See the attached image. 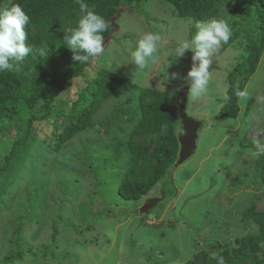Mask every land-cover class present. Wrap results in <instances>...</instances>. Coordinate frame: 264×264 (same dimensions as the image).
I'll return each instance as SVG.
<instances>
[{
	"label": "rangeland",
	"instance_id": "1",
	"mask_svg": "<svg viewBox=\"0 0 264 264\" xmlns=\"http://www.w3.org/2000/svg\"><path fill=\"white\" fill-rule=\"evenodd\" d=\"M236 2L226 3L215 19L230 29L237 19L238 37L213 53L210 81L200 97L189 94L188 81L171 79L172 73L184 77L190 70V50L175 56L178 45L190 41V24L174 16L164 0H148L139 12L127 9L116 15L117 25L104 43V53L92 59L58 97L59 105H68L100 67L128 80V87L102 104L86 130L55 154L53 138H45L50 126L44 123L36 124L35 136L21 141V146L4 137L0 140V163L6 154L14 162L0 175V264L12 253L17 235L23 257L10 264H183L205 241L223 243L256 232L254 224L240 219L251 203L264 211V186L256 184L251 159L261 152L256 144L240 148L239 142L259 139L264 144V52L244 87L246 97L239 98L238 115L220 114L226 71L232 67L226 63L239 52L246 54L256 35L257 12L244 8L245 22L233 10ZM146 32L159 37L158 52L139 68L131 52ZM147 87L168 93L176 135L183 132L178 108L185 101L187 115L201 125L194 154L170 168L146 196L125 201L117 195V187L130 161L126 140L139 118L138 95ZM250 99L253 103L245 112ZM46 145L52 152H46ZM149 201L151 207L141 213ZM57 217L61 220L52 244ZM41 248H47L44 256L34 257Z\"/></svg>",
	"mask_w": 264,
	"mask_h": 264
},
{
	"label": "trees",
	"instance_id": "2",
	"mask_svg": "<svg viewBox=\"0 0 264 264\" xmlns=\"http://www.w3.org/2000/svg\"><path fill=\"white\" fill-rule=\"evenodd\" d=\"M147 1L86 0V3L109 24V28L103 33L105 43L115 31L116 15L127 9L136 8L139 12ZM231 1L233 0H164L171 7L174 16L186 19L190 24V40L197 31L198 23L215 19L222 12L223 6ZM14 4H19L30 16V24L25 26L26 44L32 46L34 52L36 49H46L47 56L30 55L16 64L12 71L0 72V140L4 137L14 146H21V141L25 142L29 136H35V125L44 123L50 126L45 138L49 141L53 138L52 149L55 154L66 142L90 126L102 104L126 89L128 80L100 67L93 77L86 79L84 86L74 94L68 105H59L57 100L60 94L91 63V60L88 63L74 61L73 53L63 39L64 29L75 26L80 17L79 5L76 0H0V8ZM244 8H253L257 12V28L256 35L251 37V43L247 45L246 54L239 52L238 57L229 58L226 63L232 64V67L226 71L227 90L222 98L220 114L229 118H235L240 112V97L237 93L243 92L264 52V0H237L233 6V10L241 15ZM242 16L246 22L248 15ZM236 20L231 24L229 43L238 37ZM137 100L139 118L126 140L130 161L117 187V195L125 201H138L146 196L167 175L169 169L176 166L179 151V134L176 135L171 124L168 93L147 87L140 91ZM130 101L128 98L126 103ZM252 103L253 100L250 99L244 108L245 112ZM50 146L46 145L48 153L52 152ZM254 146L253 140L243 139L239 142L240 148ZM4 158L5 161L0 163V175L11 169L14 163L10 154H6ZM251 159L256 170V184L264 186V153H258ZM15 160L20 159L17 157ZM57 219L52 225V244L57 235L56 225L61 217ZM240 222L254 224L256 232L235 236L223 243L216 239L205 241L204 246L183 264H217L216 260L211 259L212 253L223 256L225 264H264V211H258L255 204L251 203L242 211ZM19 231L20 224L16 226V233L19 234ZM22 250L24 247L17 235L12 253L4 255L2 261L10 264L15 260H22ZM45 250L47 248L38 249L33 256H44Z\"/></svg>",
	"mask_w": 264,
	"mask_h": 264
},
{
	"label": "clouds",
	"instance_id": "3",
	"mask_svg": "<svg viewBox=\"0 0 264 264\" xmlns=\"http://www.w3.org/2000/svg\"><path fill=\"white\" fill-rule=\"evenodd\" d=\"M76 3L79 5L80 17L75 26L64 29L63 39L72 51L74 61L88 63L104 53L103 33L107 31L109 24L103 16L89 8L86 0H76ZM29 24L30 16L19 4L0 8V72L12 71L16 64L30 55L47 56L46 49H36L34 52L33 47L26 44L25 26ZM196 28L194 37L190 41L180 43L175 49L176 58L183 57L186 51L192 52L190 70L184 77H180L178 73L171 75L173 80L180 78L189 82L188 91L193 98L205 93L210 81L211 57L222 44L228 43L232 35L228 24L217 19L198 23ZM158 40L159 37L152 32L142 35L137 47L131 52L136 67L144 68L150 59H155ZM237 95L241 98L246 97L245 92H238ZM254 143L257 149L264 153V144L259 139ZM211 259L216 260L217 264H225L224 257L218 253H212Z\"/></svg>",
	"mask_w": 264,
	"mask_h": 264
},
{
	"label": "water",
	"instance_id": "4",
	"mask_svg": "<svg viewBox=\"0 0 264 264\" xmlns=\"http://www.w3.org/2000/svg\"><path fill=\"white\" fill-rule=\"evenodd\" d=\"M186 101L180 104L178 108V116L182 124L183 132L178 135L179 151L176 165H181L189 159L196 150L197 131L201 125L200 121L191 119L185 109ZM153 201L147 202L140 210L141 213L147 212Z\"/></svg>",
	"mask_w": 264,
	"mask_h": 264
}]
</instances>
